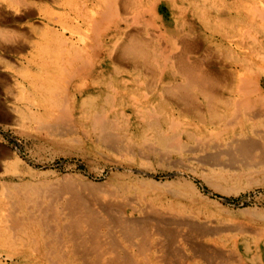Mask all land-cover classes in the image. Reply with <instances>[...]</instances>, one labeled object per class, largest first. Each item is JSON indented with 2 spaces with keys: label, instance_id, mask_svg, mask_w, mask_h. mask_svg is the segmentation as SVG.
Segmentation results:
<instances>
[{
  "label": "bare ground",
  "instance_id": "1",
  "mask_svg": "<svg viewBox=\"0 0 264 264\" xmlns=\"http://www.w3.org/2000/svg\"><path fill=\"white\" fill-rule=\"evenodd\" d=\"M62 1L60 6L66 7L64 8L65 12L54 13V16L48 17V24L34 29L36 34L43 38V43H45L43 45L46 46V51L49 54L46 53L45 55L48 59L42 58L40 62H35L36 70H38L35 73L43 74L45 72L46 76L51 77L49 82L46 80L47 77H41L37 74L33 76L29 72V86L36 91L49 90L45 99L48 103L52 101L48 105L53 109L46 107L48 115L42 117L41 114L36 115L32 112L31 116L28 117L36 124L39 123L41 129L45 125L43 119L50 118V121H55L59 120L61 116L70 117L68 112L70 108L67 107L63 108L65 110L63 115L52 113L54 109L58 110L53 95L57 94L58 87L60 84L62 85V80L67 81L69 78L78 77L89 68H92L93 73H98L101 76L107 73L104 68L111 69V75L114 74L115 78H123L124 80L121 83L123 86L121 92L115 89L112 85L114 83H109V81L97 82V85H104L109 90V95L103 99L90 97L79 107L78 123L83 125L85 121L89 128V130L83 129V134L93 142L99 143L98 146H107L112 150L119 144V138H122V134L126 135V140L123 141L125 143V146L122 147L123 152L138 154L135 150L140 149L152 153L141 156L139 163L145 167L156 164L162 168L166 165L176 164L173 163L171 154H161L162 151L183 153L188 150L196 152L202 150L201 147L189 149L183 138L188 137V139L190 138L189 141L199 142L203 140L204 136L221 135L228 130L227 124L232 117L233 123L239 124L241 127L245 125L246 121L250 122L253 129L264 124V120L259 121L260 123L257 121L258 118L264 117V91L260 84L264 78V0ZM12 2L20 8L26 5V0H12ZM160 6L165 7L170 15L168 22L158 16L157 8ZM51 22L61 25L62 31H54L50 26ZM1 23L0 38H4L9 33H5L4 29H1L4 26ZM68 23H75L76 25L70 28L67 26ZM216 34L220 36L215 47L216 52L223 59L221 62H213V57L209 52L211 44L208 40H212ZM55 44L60 46L61 51L58 55L53 56L51 47ZM52 58H55V62H52ZM96 63H99L101 71L97 70ZM55 67L56 74L60 72L61 76L63 75L62 78L55 79L52 76L51 70H54ZM125 77L133 79L132 82L127 81ZM179 82L181 84L173 86ZM131 85L134 86V90L128 91L127 87H131ZM170 85L172 87H168ZM83 86L85 87V85ZM152 88L160 91L156 93ZM142 89L152 90L151 100L158 101L156 106L150 105V100L146 98V94L135 93V91ZM223 92H231L235 97L224 103L221 101V98H224ZM195 93H198L203 99L201 106L196 105L197 103L193 104ZM113 94L119 96V99H113ZM217 100L219 101L217 102ZM99 102L106 104V106H96ZM118 102L120 106H115ZM54 103L57 107H54ZM62 106L59 107L60 112ZM233 123L230 122L229 125L233 127ZM79 128L80 125L76 129V133ZM137 137L138 140H136ZM77 141L60 138V140H56V144L62 148L65 143H77ZM243 149L245 152L251 153L253 146L251 143H246L243 145ZM177 155L182 158L181 162H177V166L183 164L188 166L189 164L185 161L191 160L209 173L206 175L207 177L215 173L214 167L217 166V163L208 159L206 154ZM243 155L254 160L253 154ZM65 179L68 182V188L62 190L56 188L59 191L53 192L55 188L51 185L53 194L49 196L54 199L52 203L53 212L50 215L54 219L52 221L51 217V219L47 217V211L43 209L44 206L33 201L32 194L27 190H17L16 195L13 194L15 197H12L16 201L11 210L9 207L10 211L8 210L9 214L6 218L8 219L6 222H9L13 233L7 236L10 239L9 244L8 242H1V244L4 246L8 244L10 247L23 246L25 242L30 246L36 245L37 239L40 238L34 234L36 231L35 224L41 222L46 227L53 223V227L51 226L52 241H58L64 249L71 245L76 248H85V250L78 249L73 253L69 252L68 258H64V260H47L48 263L106 264L105 256L112 254V252L109 253L104 249L105 244H107L106 234L108 233L106 229L113 230L114 235L119 233L114 237L111 236V241L108 242L111 251L116 254V257L111 262L109 261L111 264H159L162 262L172 264L175 262L174 257L177 256L184 264H218L220 258L223 261V254L219 250L220 239L217 238L219 231L203 229V227L194 224L190 226L189 223L183 224L175 219L171 222L165 221L163 213L155 207L152 200L143 209L127 200L122 205H105L104 199L108 194V191L103 192L102 187L105 184L81 180L79 183L84 185L85 189L83 187L78 189L73 188V185L71 186L73 180H78L77 175H67ZM66 180L64 181L66 182ZM61 183L65 184L64 182ZM75 184L77 183L75 182ZM181 185L179 191L181 195H196V188L189 181L184 180ZM219 187L221 188V186ZM9 192L8 194H10ZM30 192H33V189ZM64 194L69 195V200L64 199L67 204L61 208L59 198ZM21 195L26 201H23ZM109 195L117 197L116 192H110ZM137 197L145 198V192L138 193ZM26 204L38 208L40 211L39 219L32 214H19L18 211L27 209ZM126 207L131 208L133 213L146 214V217L141 220L130 217ZM163 209L169 210V213L176 216L180 215V217L183 213V208L172 207L171 204ZM2 213L4 212L1 211ZM61 219L66 221L63 227L59 226ZM204 222L208 224V221L205 220ZM240 225L243 224L240 222ZM188 227L193 234L191 238L187 236L184 239L181 232H184V229ZM242 228L238 230L245 233ZM245 228L247 229V227ZM186 234L188 235L187 232ZM45 236L42 237L45 238ZM154 236L161 239L158 241L161 242L159 250L162 253V256L160 255L162 259L151 253L152 247L155 246ZM2 238L4 237L0 235V239ZM122 238L130 246L135 245L136 241L138 251L133 254H126L128 252L123 254L116 251L120 245H123ZM182 239L186 242L187 247L182 246ZM205 242L210 248L206 247ZM173 245L179 248L177 255L171 250ZM232 252L233 258L239 264H245L243 253H241L237 243L233 245ZM64 254L67 253L64 252ZM21 255L23 256V254ZM65 255L64 257H67ZM138 255L143 256V260L136 258ZM25 257L23 256V258Z\"/></svg>",
  "mask_w": 264,
  "mask_h": 264
},
{
  "label": "rangeland",
  "instance_id": "2",
  "mask_svg": "<svg viewBox=\"0 0 264 264\" xmlns=\"http://www.w3.org/2000/svg\"><path fill=\"white\" fill-rule=\"evenodd\" d=\"M62 3V0H26V5L24 7L21 6L20 8L15 6L12 0H0V22H2L1 24L4 25L1 29H4L5 33H9L7 37L0 38V70L13 74V84L12 86L7 87V92L10 95L9 105L12 108H15L16 111H21L24 118L23 126L19 131L13 128L12 130L5 129L0 125V138L3 141H6V143H8L10 148L12 149V152H14V154H6V158L9 159L6 165V169H0V235L4 237L0 239V264H54L48 263L47 260H64V258H68L69 252L73 253V251H76L78 249L85 250V248H76L73 245L68 246L64 249L62 245L60 246V243L58 241H52L53 238L51 237V228L53 227V223H51V221L54 219L50 215L53 212L52 203L54 199L49 195L53 194V192H58V189L62 190L64 188H68V182L65 179L67 175L78 176V180H73L71 184V186L73 185V188L81 189L83 187V189H85L84 185L79 183L81 182V180L91 181L95 184H105V186L102 187L104 190L103 192L108 191V194H106V199H104L105 202L107 201V203L104 202L105 205H122L125 202L129 201L135 206H140L143 209L148 206V204L152 200L155 207H157L158 210H161L160 212L163 213V219L165 221L171 222L175 219L176 221L183 224L189 223L190 226L194 224L196 226L203 227V229L205 228L207 230L209 229L213 231H219L220 233L217 236V238L220 239L219 250L220 253L223 254L222 258L224 259L222 261V259L220 258L218 260V264H239L235 260V258H233L232 248L235 243L238 244L241 253H243V260L245 264H264V166H262L264 165V124H260L253 129L251 128L250 122L246 121V123L244 122L245 125L241 127V125L233 123L234 121L232 117L230 118L231 120L229 119V123L227 124L228 130L221 135L204 136L203 140H200L199 142L189 141L190 138L188 139V137L183 138L185 145L189 149L201 147L202 150H199L197 152L188 150L183 153L168 151L161 152V154H171L173 159L172 161L176 164L177 162L179 163L182 160V158H180V156L177 154H206L208 159H210L211 161H216L217 166L215 165L214 172H218L217 174L214 173L212 176L207 177L206 175L209 173L207 171H204V169H202L200 166H197L191 160H184L185 162H187V164H189L188 166L184 164L181 166L172 164L171 166L166 165L161 168L156 164L148 167L140 165L139 160L141 159V156H147L152 153L148 151H141L140 149L135 150V152L138 154H126L127 152H123L122 147L125 146V143L123 141L126 140V135L122 134V138H119V144L115 149L112 150L107 146H98L99 143L95 141L93 142L90 138L83 134V129L89 130V128L85 121L83 125H81L80 122L78 123V118L80 116L79 107L84 103L85 100L89 99L90 97L103 99L109 95V90L104 85H97V82L104 83L106 81H109V83L116 84H112L116 90L120 92L122 90L123 86L121 85V83L124 79L115 78L114 74L111 75L112 72H110V68V70L104 68V70L107 71L106 75H104L105 77L101 76L98 73H93L92 68H89L90 70L88 69V72L86 71L78 77L69 78L68 80L66 79L67 81L62 80V85L60 84V87H58L57 94L55 93V96L53 95V99L58 106V110L54 109L52 113L63 115L65 113V110L63 108L67 107L70 108V111H68L70 113V117L65 118L64 116H61L59 120L55 121H50V118L43 119L45 125L42 129L40 128L41 125H39V123L36 124V122L32 121L31 119L29 120L28 117H30V113L32 111L36 115L38 113L41 114V116L43 117V115H48L46 107L47 109H53L48 105L51 104L52 101L48 103L45 99L47 91L49 90L36 91L29 86V72H31L33 76L36 75L37 73L35 72H37L38 70H36L37 66L35 62H40L42 58L48 59L45 56L47 51L46 46L43 45L45 44L43 43L44 40L40 35L36 34V31H34V29L44 27V25L48 24V17L54 16V13H64V8L66 7L60 6V4ZM157 9L158 16L168 22V17H170V15L167 13L166 8L160 6V8ZM50 12L52 13V15H50ZM75 25V23L67 24V26L70 28ZM50 26L52 27V29H54V31H62V26L58 23L55 24V22H51ZM67 35L70 36V34ZM218 36L216 34V36L212 40H208V42L211 44L209 52L213 57V62L223 61L222 57L216 52L215 43L220 39V36ZM8 38H10V40H8ZM74 41H76V39H74ZM59 48L60 46L57 44H55V46H52L51 54H53V56H55L56 54L58 55V53H60L61 51V49ZM51 60L52 62H55V58H52ZM86 61L88 62V60ZM95 65L97 70L101 71L99 63H96ZM55 70L56 67L54 70H51L52 76L55 79H59L60 77L62 78L63 75L61 76L60 72V74H56ZM37 75L41 77H47V79H45L50 82L51 77L46 76L45 72H43V74ZM125 79L130 82H132L133 80L128 77H125ZM178 84L181 83H175L173 84V86ZM260 84L263 88L262 90L264 91V78H262ZM83 85H85V87ZM168 87L172 86L170 85ZM127 90H134V86H128ZM153 90L156 93L160 91L157 89ZM135 93H138L140 95L146 94V98L150 100V105L152 106H156L158 103V101L155 102L154 100H151L153 96V92L151 89H142L137 92L135 91ZM32 96H37L38 98V103L33 104V106L29 105ZM115 96L116 95L113 94L112 98L119 99V96ZM222 96H224V99L222 101L229 100L235 97L230 96V94H228L227 92H223ZM118 103H116L115 106H120V103ZM194 103H197L196 105L200 106L203 104V99L198 93L194 94L193 104ZM56 104L54 103V107H57ZM63 104L64 106H62ZM60 106H62L61 112L59 110ZM96 106L105 107L106 104L99 102ZM31 107H34L33 109L36 110H32ZM258 119V122L261 120L263 121L264 117H260ZM230 122L233 123V127L229 125ZM64 124H66L67 126H65ZM50 125L52 126V128ZM79 125L80 128L76 133L75 131ZM46 126H48L49 128ZM60 138L78 141L77 143H65L63 147L60 148L59 145L56 144V140H60ZM195 139H197V137H195ZM136 140H138V137L136 138ZM53 141H55V143H53ZM246 143H251L254 151L252 150L251 153L245 152L243 149V145ZM243 154H253L254 160L248 159ZM251 164L256 165L253 166ZM64 180H66V182ZM184 180L189 181L193 186H195L196 195L185 196L179 193L182 187L181 183ZM61 182H64L65 184ZM75 182L77 184H75ZM51 185L53 188H55L54 191ZM22 186L23 188H21ZM219 186H221V188ZM43 187L45 190L43 189ZM56 188L58 189L56 190ZM32 189L33 192H30ZM51 189L53 192L51 191ZM17 190H27L30 194H32L33 201H35L36 203L39 202L44 206L43 209L47 211V217L52 218H50V223L52 225L49 224V226L47 227L44 223L42 224L41 222H37L35 224L36 231L34 234L38 235V238L40 239H37L38 244L36 243V245L34 246L28 245L27 242H25V245L23 246L16 245L10 247L8 245L10 239L7 238V236H10L13 233V230L10 229V224L9 222H6L8 221V219L6 218H8L9 211L13 208V205L16 201L13 198L15 197L13 194L16 195ZM174 191L175 193H173ZM8 192L10 194H8ZM110 192H116L117 197H111L109 195ZM144 192L146 196L145 198L140 199L137 197L138 193L142 194ZM86 193L88 194L87 191ZM69 195L64 194V197L61 196L59 198L61 208H64L66 206L67 201L69 200ZM88 196L90 195L88 194ZM24 199L25 198H23V201H26V199ZM64 199H66L67 201L65 202ZM9 204H11L12 206H10ZM49 204L50 206H48ZM168 204H171L172 207L183 208L181 217L180 215L176 216L175 214L169 213L170 211L167 209H163L167 207ZM26 205L28 206V210H20L18 211L19 214H32V216L39 219L40 211L38 210V208L36 209L32 206H29L28 204ZM126 209L128 216L133 217L137 220H141L142 218L146 217V214H142L140 212L133 213L131 208L128 207H126ZM1 211L4 213L1 214ZM205 220L208 221V224L207 222H204ZM240 222L243 225H240ZM65 224L66 221L64 219H61L59 226L63 227ZM245 227H247V229ZM239 228H242L245 233L240 232L238 230ZM106 231L109 235L106 234L107 244H105L104 249L106 251H109V253L112 252L113 255H106L105 259L106 264H111L110 262L112 259H114V257H116V254L111 251L108 242L111 241L112 237L119 235V233L114 235L112 233L113 230L109 231V229H106ZM186 232L188 233V235L186 234ZM192 234L193 233L190 232L189 227L185 228L184 232H181V235L184 239L187 238V236H189L188 238H191ZM42 236H45V238H43ZM184 239H182V246L184 245L185 247H187ZM158 240L161 241V239L157 236L153 237L155 246L152 247L151 253L152 255L158 256L159 259H162L160 258L162 256V253L159 250V244L161 242H159ZM1 242H8V244L4 246V244H1ZM122 244L123 245H120L116 251H120L123 254L124 252H128L126 254H133L134 252L136 253L138 251V247L136 249V241L135 245L130 246L122 238ZM206 247L210 248L208 244H206ZM18 250L20 251L19 253ZM171 250L175 252V255H177V252H179V248L174 247V245L172 246ZM28 251L31 252L29 253ZM64 252L67 253V257H64ZM21 254H23L24 257H27L23 258ZM136 258L143 260V256L138 255L136 256ZM225 259L227 260L225 261ZM174 261L175 262H173L172 264H184L178 259V256L174 257ZM228 261H230V263H228ZM80 263L84 264V262ZM56 264L64 263L59 262ZM159 264L167 263L162 262Z\"/></svg>",
  "mask_w": 264,
  "mask_h": 264
},
{
  "label": "crops",
  "instance_id": "3",
  "mask_svg": "<svg viewBox=\"0 0 264 264\" xmlns=\"http://www.w3.org/2000/svg\"><path fill=\"white\" fill-rule=\"evenodd\" d=\"M13 80H14V77H13L12 73L10 74L8 72H4V71L0 70V125L2 127H4L5 129L12 130V128H13V129H17L19 131L22 128L23 123H24L23 122V119H24L23 113L21 111H16L15 108H12L9 105V96L10 95L7 92V87L12 86ZM228 91H230V90H228ZM227 93L230 94V96H234V94L231 92L230 93L227 92ZM16 98H18V97H16ZM223 99L221 98V101ZM232 99L233 98H231L229 100H225L224 103L229 102ZM218 101L219 100H217V102ZM36 103H38L37 96H32L30 99L29 105L33 106V104H36ZM33 108L34 107H31L32 110H36ZM31 113H30V116H31ZM32 116H33V114H32ZM6 154H14V152H12V149L10 148L9 144L0 138V169L2 168L3 170L6 169V165L9 161V159L6 158Z\"/></svg>",
  "mask_w": 264,
  "mask_h": 264
},
{
  "label": "water",
  "instance_id": "4",
  "mask_svg": "<svg viewBox=\"0 0 264 264\" xmlns=\"http://www.w3.org/2000/svg\"><path fill=\"white\" fill-rule=\"evenodd\" d=\"M226 202H227V200H226Z\"/></svg>",
  "mask_w": 264,
  "mask_h": 264
}]
</instances>
